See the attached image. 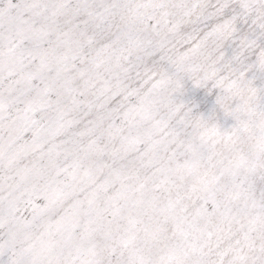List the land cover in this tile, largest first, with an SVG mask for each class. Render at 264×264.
Listing matches in <instances>:
<instances>
[{
  "label": "snow or ice",
  "instance_id": "snow-or-ice-1",
  "mask_svg": "<svg viewBox=\"0 0 264 264\" xmlns=\"http://www.w3.org/2000/svg\"><path fill=\"white\" fill-rule=\"evenodd\" d=\"M0 264H264V0H0Z\"/></svg>",
  "mask_w": 264,
  "mask_h": 264
},
{
  "label": "rangeland",
  "instance_id": "rangeland-1",
  "mask_svg": "<svg viewBox=\"0 0 264 264\" xmlns=\"http://www.w3.org/2000/svg\"><path fill=\"white\" fill-rule=\"evenodd\" d=\"M181 100L190 107H193L195 112L207 115L211 112L214 106L215 95H208L203 89H194L190 82H186L185 95ZM220 124L222 127H227L230 124L221 119Z\"/></svg>",
  "mask_w": 264,
  "mask_h": 264
}]
</instances>
